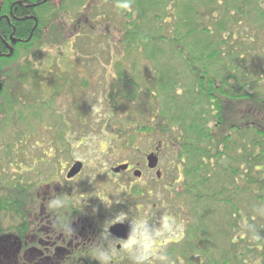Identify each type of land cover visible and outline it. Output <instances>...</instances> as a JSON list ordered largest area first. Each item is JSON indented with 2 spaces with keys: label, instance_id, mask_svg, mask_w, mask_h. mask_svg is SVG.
I'll return each instance as SVG.
<instances>
[{
  "label": "trees",
  "instance_id": "obj_1",
  "mask_svg": "<svg viewBox=\"0 0 264 264\" xmlns=\"http://www.w3.org/2000/svg\"><path fill=\"white\" fill-rule=\"evenodd\" d=\"M172 1L173 8L178 7L167 16L164 4L171 0H123L129 7L126 13L121 9L124 17L136 16L122 23L120 36L115 40L113 31H98L109 49L120 46L124 53L112 61L106 79L111 115L103 133L110 147L133 149L138 136H152L162 142L164 164L172 160L178 164L168 197L161 202L176 214L180 235L162 243L151 259H132L128 264H264V0ZM67 2L46 0L35 6L33 32L34 19H20L12 27L5 22L0 28L1 37L8 38L14 26L13 35L28 39L10 56L4 55L10 50L1 45L0 113L2 108L15 109L22 121L31 120L22 114L26 107L32 111L31 105L21 103L27 100V89L16 78L36 74L30 78L37 85L28 53L43 34L57 45L68 42L59 18L69 16L75 11L73 4L83 5L85 0ZM202 7L206 12L199 24L197 11ZM156 8L162 14H154ZM28 10L17 7L18 18ZM174 15L177 20L169 35L161 34V23ZM153 16L156 25L153 22L150 32L140 19ZM86 18L87 23H73V29L81 32L92 22L96 30L93 19ZM138 58L145 65L138 66ZM123 63H129L127 71ZM80 81L69 82L70 91L72 85L86 86ZM130 105L136 106L138 119L127 113ZM76 111L80 115L77 107ZM119 111L128 118L120 120ZM38 114L28 116L37 120L42 118ZM101 254L97 250L92 259L105 264Z\"/></svg>",
  "mask_w": 264,
  "mask_h": 264
},
{
  "label": "flooded vegetation",
  "instance_id": "obj_2",
  "mask_svg": "<svg viewBox=\"0 0 264 264\" xmlns=\"http://www.w3.org/2000/svg\"><path fill=\"white\" fill-rule=\"evenodd\" d=\"M44 2L46 0H0V28L5 22L12 27L20 19H34L33 32L37 24L33 8ZM17 7L31 8V12L28 10L26 16L18 18ZM85 14H82L83 22L87 23ZM80 19L75 22L80 23ZM12 30L8 38L0 36V50L3 45L6 51H12L28 41L13 35L14 26ZM58 135L60 137L62 133ZM15 141L12 170L0 174V264H99L92 259L97 250L102 252L105 264L122 260L127 264L133 258L114 257L108 249L112 244H104L102 238H111L115 250H119L121 243L118 241L129 239L136 228L135 223L143 221L147 228L165 218L175 219L170 208L161 202L160 190H169L178 164L173 160L164 164L161 140L149 144L140 153L142 159L122 161L120 164L127 166L125 170L114 173L111 170L114 167H110L106 176L115 186L109 191L93 186V177L85 181L80 179L84 162L79 173L67 178L69 169L78 160L70 157L72 149H67L64 138H57L55 142L46 140L51 147L50 158L29 154L28 148L20 149L19 138ZM149 154L158 157L154 168L148 167L146 157ZM56 158V164L50 161ZM145 177H149V183ZM118 225L120 228L114 229ZM171 229L175 231L177 227ZM108 254L113 258L105 260L104 256Z\"/></svg>",
  "mask_w": 264,
  "mask_h": 264
},
{
  "label": "rangeland",
  "instance_id": "obj_3",
  "mask_svg": "<svg viewBox=\"0 0 264 264\" xmlns=\"http://www.w3.org/2000/svg\"><path fill=\"white\" fill-rule=\"evenodd\" d=\"M115 1L116 3H114V0L113 3L108 0H85L83 5L76 2L72 7L75 9L74 12L70 13L69 16L61 14L59 26L62 29L60 31H63L69 39L66 43L59 42L60 45H57L54 44V41H47L43 33L47 32L48 35L49 28L42 29V38H44L37 39L36 41L39 44L34 42V47H31L28 53V58L35 64L33 68L37 71V85H35L36 81H34V78H30L36 76V74L28 77L30 79L25 78L28 79L27 82H24L25 79L23 78H16V81L22 83L23 88L27 89L25 92L27 100L21 99V103H25L24 106L27 104L31 105L32 111L29 107H26L22 114L31 120L24 117L25 119L22 121L16 116L17 111L15 109L14 112H8L2 108L3 111L0 113V174L9 173L12 170L11 164L15 162L13 148L16 143L15 140L17 138L20 139L18 136L22 135L20 139L21 150L28 148L29 154H40L50 158L52 157L51 147L48 146L46 140L55 142L59 138V135L56 136L57 131H60L67 147L72 149L70 157L85 164L80 179L85 181L93 177V186L109 191L110 188L115 186L106 176L109 168L115 167L128 159H142L140 153L154 141L151 138L152 136H138L133 149H115L110 147L107 141L108 136L106 137L103 133L106 128L105 122L111 115L110 103L108 102V97H106V79L109 67L112 61L120 59L124 53L120 46H113L112 49H109L106 45L105 37L101 33H105L109 29L114 32V39L116 40L118 38L117 35L120 36L119 31L122 28V23H127L136 16V14H133L131 18L124 17L121 9L126 13L129 11V7L125 8L122 6L124 5L122 3L123 0ZM58 2L60 4L68 3L67 0H58ZM164 5H168L167 16L175 13L178 7L173 8L175 6L172 0L171 3L166 2ZM157 8L154 14H162ZM202 8V11H197L199 24L202 23V12H206L204 10L206 8ZM85 12L86 16H89L95 22L94 27L96 30L93 29L91 22L90 24H85L86 27L80 30L81 32H78L76 28L73 29L72 24L79 18H81L80 22L83 21L82 14ZM170 12L171 14H169ZM154 16L150 19L146 18L145 21H143L144 18L140 19L143 27L150 32L152 27L154 28ZM170 17H167L166 23H161L160 25L161 34L165 36L169 35V29L173 27L174 21L177 20L175 15L172 18ZM154 24L156 25L155 22ZM98 31L101 33H98ZM58 35L60 34H55L56 37ZM40 44L41 46H39ZM23 52L20 53V58L22 59L24 56ZM135 61H137L136 64L138 66L145 65V62L139 58L135 59ZM128 64L123 63L125 65L123 68L126 71ZM74 80L76 84L80 80L81 83L84 80L87 84L86 86L72 85V90L70 91L68 83ZM58 85L63 87L58 88ZM38 89H40V93H38ZM55 93L59 94L56 96ZM76 107L80 110V115L77 114ZM17 109L21 110L22 105L19 104ZM29 113H39L38 115H41L42 118L37 117V120L30 118L28 116ZM127 113L132 114L133 118L137 119L140 115L135 105L127 106ZM127 113L123 114L122 111H119L120 120H126L128 118ZM59 121L61 126L57 125ZM138 151L140 152L138 153ZM57 160L58 158L50 159L55 164L58 162ZM148 179L149 177L144 178L145 181ZM147 182L149 183V181ZM167 192L164 189L160 190L162 202L168 197ZM174 218L169 223L168 228L163 231L161 229L164 221L153 227H145L147 234L154 238L155 254L162 243H168V241L177 239L180 235L179 226H177L175 231L171 229L172 226L176 228L175 223H178L177 217L175 216ZM166 235H170L173 238H160ZM102 240L104 244H112L108 249L114 257L124 255L137 260H147L155 255L140 258L137 251L141 247L139 244L131 245L128 252L125 253L122 251V244L119 250H115L111 238H102Z\"/></svg>",
  "mask_w": 264,
  "mask_h": 264
},
{
  "label": "clouds",
  "instance_id": "obj_4",
  "mask_svg": "<svg viewBox=\"0 0 264 264\" xmlns=\"http://www.w3.org/2000/svg\"><path fill=\"white\" fill-rule=\"evenodd\" d=\"M123 7L127 8V4L122 5ZM120 217H116L115 219H119ZM113 221H110L109 223H112ZM170 219L165 218L163 222V228L161 231L166 230L168 228V225L170 223ZM159 234V233H157ZM122 244V251L128 252L131 245L133 244H139L141 247L137 250L139 253L140 258H146L149 255H154V238L149 236L147 234V230L144 227L143 221L137 223L136 228L134 229L132 235L129 237L127 241H118ZM95 255V253H93ZM113 256L111 254L105 255L104 259H112Z\"/></svg>",
  "mask_w": 264,
  "mask_h": 264
},
{
  "label": "water",
  "instance_id": "obj_5",
  "mask_svg": "<svg viewBox=\"0 0 264 264\" xmlns=\"http://www.w3.org/2000/svg\"><path fill=\"white\" fill-rule=\"evenodd\" d=\"M45 1V0H44ZM12 53V51L10 50V52L6 55V56H10ZM147 159V162H148V167L149 168H154L156 167L157 163H158V157L154 154H149L147 155L146 157ZM126 165H118L114 168H112V172L114 173H117L121 170H125L126 169ZM82 169V163L80 161H77L75 162L72 167L69 169L68 173H67V178H70V177H73L74 175H76L77 173L80 172V170ZM120 228V225L118 226H115L114 229H119ZM127 234H125L126 236ZM118 239H121V240H125V239H128V238H118Z\"/></svg>",
  "mask_w": 264,
  "mask_h": 264
}]
</instances>
